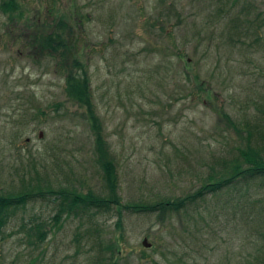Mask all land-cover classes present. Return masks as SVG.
Here are the masks:
<instances>
[{"label": "rangeland", "instance_id": "1", "mask_svg": "<svg viewBox=\"0 0 264 264\" xmlns=\"http://www.w3.org/2000/svg\"><path fill=\"white\" fill-rule=\"evenodd\" d=\"M17 1L0 6V186L107 193L66 92L85 69L125 206L55 224L61 200H32L0 228V264H264V175L179 210L126 206L195 194L241 149L264 152V0ZM54 31L64 57L37 54L30 41ZM32 221L49 231L40 246Z\"/></svg>", "mask_w": 264, "mask_h": 264}, {"label": "trees", "instance_id": "2", "mask_svg": "<svg viewBox=\"0 0 264 264\" xmlns=\"http://www.w3.org/2000/svg\"><path fill=\"white\" fill-rule=\"evenodd\" d=\"M0 6L1 10L5 13L17 12L20 8L17 0H2ZM62 24L64 23L62 22ZM30 46L37 54L45 53L50 57H55L56 53H59L60 56L64 57L63 52L67 44L63 35L54 31L36 34L30 41ZM66 92L71 99L87 109V118L95 135L98 161L104 170L106 186L108 188L107 193L99 194L93 190L84 193L74 187L55 188L52 185H44V183L32 184L31 182L24 183V186L18 190L0 186V228L5 226L9 222V219L16 215L18 210L24 208L28 202L39 197H45L46 194H49L55 200H61L59 203L60 208L53 217L55 224L62 220L64 214L70 215L79 210L94 209L95 212H100L104 210L108 211L115 206H125L118 192L119 182L116 164L108 149L102 123L93 102L90 79L85 69L81 72L71 71L66 75ZM258 146L249 145L241 149L238 156L234 157L229 163H226L223 168L209 175L208 179L195 194H189L176 200L162 199L153 203L147 202L126 206L142 211H166L168 207L179 210L188 203H194L197 198L205 196L206 193H218L222 188L236 182L243 176H263L264 152L262 151V146ZM118 223H121V216H119ZM22 226L27 229L29 240L36 246L43 244L49 235V231L44 228L41 222L32 221L27 227L24 224ZM111 264H118V262L114 260Z\"/></svg>", "mask_w": 264, "mask_h": 264}, {"label": "water", "instance_id": "3", "mask_svg": "<svg viewBox=\"0 0 264 264\" xmlns=\"http://www.w3.org/2000/svg\"><path fill=\"white\" fill-rule=\"evenodd\" d=\"M40 135H42V133H40ZM143 243L147 247H149L151 245L150 243H148L147 238L144 239Z\"/></svg>", "mask_w": 264, "mask_h": 264}]
</instances>
